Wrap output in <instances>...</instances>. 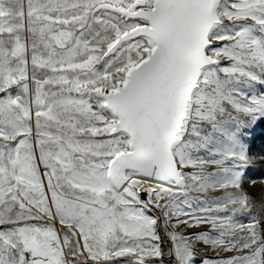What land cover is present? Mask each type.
I'll return each mask as SVG.
<instances>
[{
	"label": "snow or ice",
	"instance_id": "1",
	"mask_svg": "<svg viewBox=\"0 0 264 264\" xmlns=\"http://www.w3.org/2000/svg\"><path fill=\"white\" fill-rule=\"evenodd\" d=\"M257 166L264 0H0V264H264Z\"/></svg>",
	"mask_w": 264,
	"mask_h": 264
},
{
	"label": "rangeland",
	"instance_id": "2",
	"mask_svg": "<svg viewBox=\"0 0 264 264\" xmlns=\"http://www.w3.org/2000/svg\"><path fill=\"white\" fill-rule=\"evenodd\" d=\"M260 138H261V130L258 129L256 136L257 150L259 148ZM251 179L256 180L258 183L264 180V169H261L257 166L256 170L251 173Z\"/></svg>",
	"mask_w": 264,
	"mask_h": 264
}]
</instances>
